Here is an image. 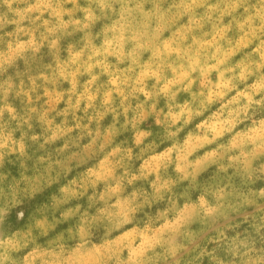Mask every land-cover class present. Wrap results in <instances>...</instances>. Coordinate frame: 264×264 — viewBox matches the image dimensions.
Wrapping results in <instances>:
<instances>
[{"label": "clouds", "instance_id": "1", "mask_svg": "<svg viewBox=\"0 0 264 264\" xmlns=\"http://www.w3.org/2000/svg\"><path fill=\"white\" fill-rule=\"evenodd\" d=\"M0 264H264V0H0Z\"/></svg>", "mask_w": 264, "mask_h": 264}]
</instances>
